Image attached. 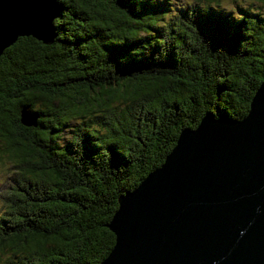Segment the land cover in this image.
Wrapping results in <instances>:
<instances>
[{
  "label": "trees",
  "instance_id": "trees-1",
  "mask_svg": "<svg viewBox=\"0 0 264 264\" xmlns=\"http://www.w3.org/2000/svg\"><path fill=\"white\" fill-rule=\"evenodd\" d=\"M57 1L53 43L0 55V264H100L118 197L264 77V0Z\"/></svg>",
  "mask_w": 264,
  "mask_h": 264
},
{
  "label": "water",
  "instance_id": "water-1",
  "mask_svg": "<svg viewBox=\"0 0 264 264\" xmlns=\"http://www.w3.org/2000/svg\"><path fill=\"white\" fill-rule=\"evenodd\" d=\"M57 0H0V55L19 37L53 43ZM26 109L21 122L35 125ZM100 264H264V77L248 113H205L163 163L118 197Z\"/></svg>",
  "mask_w": 264,
  "mask_h": 264
},
{
  "label": "rangeland",
  "instance_id": "rangeland-1",
  "mask_svg": "<svg viewBox=\"0 0 264 264\" xmlns=\"http://www.w3.org/2000/svg\"><path fill=\"white\" fill-rule=\"evenodd\" d=\"M5 168L6 167L0 168V193L7 192L8 189L11 190L12 186L16 184L14 180V173H11L12 170H5ZM4 210L5 207L0 199V214L3 213Z\"/></svg>",
  "mask_w": 264,
  "mask_h": 264
}]
</instances>
